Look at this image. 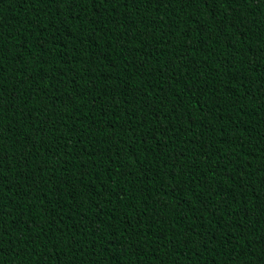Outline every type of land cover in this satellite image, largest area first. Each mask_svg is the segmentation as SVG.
I'll return each mask as SVG.
<instances>
[{"label": "trees", "instance_id": "trees-1", "mask_svg": "<svg viewBox=\"0 0 264 264\" xmlns=\"http://www.w3.org/2000/svg\"><path fill=\"white\" fill-rule=\"evenodd\" d=\"M0 66V264H264L259 0H0Z\"/></svg>", "mask_w": 264, "mask_h": 264}, {"label": "snow or ice", "instance_id": "snow-or-ice-1", "mask_svg": "<svg viewBox=\"0 0 264 264\" xmlns=\"http://www.w3.org/2000/svg\"><path fill=\"white\" fill-rule=\"evenodd\" d=\"M130 2H131V3H135L136 0H129V3H130ZM141 2H142V3H145L146 5H148V6L150 7L151 4L154 2V0H141ZM217 2H218V0H208V3H209V4H212V5H216ZM224 2H226V3H228V4H231V5L234 6V5L238 2V0H224ZM243 2H244V3H248L249 0H243ZM259 4H264V0H259ZM236 19H240V16L237 15V16H236ZM221 28H224V31H225V32L228 31V26H227V25H222ZM0 68H2V66H0ZM190 89H191V88H190ZM194 95H195V93H194ZM2 109H3V104H0V110H2ZM36 130H37V132L40 130V129H39V126H37V129H36ZM0 137H3V135L0 134ZM2 172H3V170L0 169V174H2ZM0 212H2V210H0ZM2 235H3V237L9 238V237L5 236L4 234H2ZM0 248H2V247H0ZM0 253H2V252H0Z\"/></svg>", "mask_w": 264, "mask_h": 264}]
</instances>
